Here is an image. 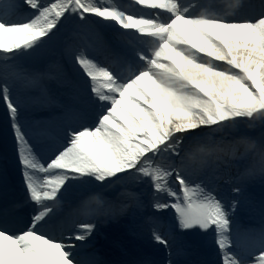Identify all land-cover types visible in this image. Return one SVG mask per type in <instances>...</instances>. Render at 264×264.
Segmentation results:
<instances>
[{"label": "snow or ice", "instance_id": "snow-or-ice-1", "mask_svg": "<svg viewBox=\"0 0 264 264\" xmlns=\"http://www.w3.org/2000/svg\"><path fill=\"white\" fill-rule=\"evenodd\" d=\"M0 105L21 192L0 174V264H264V199L237 219L264 189V0H0ZM105 220L147 251H101Z\"/></svg>", "mask_w": 264, "mask_h": 264}, {"label": "rangeland", "instance_id": "rangeland-1", "mask_svg": "<svg viewBox=\"0 0 264 264\" xmlns=\"http://www.w3.org/2000/svg\"><path fill=\"white\" fill-rule=\"evenodd\" d=\"M130 1V0H129ZM55 46V43H53V44H51L49 47L51 48V50H49V52L47 53V54H49V56H47V59H50V55L51 54H53L52 53V48ZM59 44L57 43V45L55 46V48H56V50L58 51L59 50ZM58 60H59V58H58ZM57 60V61H58ZM247 131L248 132H256L257 130L256 129H253V128H248L247 129ZM237 134V132H236V130L235 129H226V130H224L223 132H220V133H217L216 134V137L217 136H221V135H225L226 137H230V136H233V135H236ZM248 191H251L252 193L251 194H253V195H255V200L253 201V204H254V206L256 205V201H257V196H260V201L262 200V199H264V189H261V187L259 186V185H255V186H253V187H250L249 189H248ZM247 191V192H248ZM248 194H250V193H248ZM262 195V196H261Z\"/></svg>", "mask_w": 264, "mask_h": 264}, {"label": "bare ground", "instance_id": "bare-ground-1", "mask_svg": "<svg viewBox=\"0 0 264 264\" xmlns=\"http://www.w3.org/2000/svg\"><path fill=\"white\" fill-rule=\"evenodd\" d=\"M117 2H118V0H117ZM220 137L223 138L222 136H220ZM121 222L124 223L125 225L129 224V222L126 221V220H121ZM112 224H113V223H112ZM122 226H123V225H122ZM108 227H110V224H108V225L106 226V229H107ZM206 241H207V240H206ZM132 242H134V241H130V243H132ZM206 250H208V249L206 248ZM193 255H194V254H193ZM194 256H196V258H197V253H196Z\"/></svg>", "mask_w": 264, "mask_h": 264}]
</instances>
